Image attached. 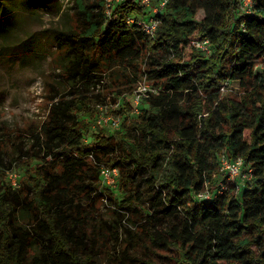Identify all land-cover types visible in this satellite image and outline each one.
I'll list each match as a JSON object with an SVG mask.
<instances>
[{"label":"trees","instance_id":"trees-1","mask_svg":"<svg viewBox=\"0 0 264 264\" xmlns=\"http://www.w3.org/2000/svg\"><path fill=\"white\" fill-rule=\"evenodd\" d=\"M78 5L80 24L52 30L69 89L50 96L29 147L14 143L24 173L18 186L0 158V264H99L102 253L104 264H127L130 246L141 242L174 264H264V0L251 14L239 0H168L153 33L126 22L151 16L140 0L116 2L108 14L104 0ZM205 38L208 57L192 42ZM144 57L155 90H144L139 111L123 117L125 136L114 140L107 125L92 129L84 112L105 99L89 95L90 87L108 78L104 98L113 90L123 96L122 79L136 76ZM236 80L238 92L223 94L221 85ZM116 151L121 193L108 197L142 217L123 240L116 227L97 234L95 216L104 194L93 183ZM221 154L242 157L253 178L237 192L229 184L216 199L200 200L197 192H214L224 178ZM108 240L123 241L121 257Z\"/></svg>","mask_w":264,"mask_h":264},{"label":"rangeland","instance_id":"rangeland-1","mask_svg":"<svg viewBox=\"0 0 264 264\" xmlns=\"http://www.w3.org/2000/svg\"><path fill=\"white\" fill-rule=\"evenodd\" d=\"M80 1L91 9L99 0H0V141L2 137H5L7 145L6 149L0 147V158L9 183L11 182L10 173H16L18 178L24 174L22 170L15 167L16 160L14 158L18 155V149L14 143H19V146L24 149L29 147L31 143L29 131L45 119L50 107V96L55 95L57 98L58 95L64 94L69 89L67 82L60 75L61 71L57 65V58L61 54V50L57 46L52 30L70 29L81 23L78 5ZM119 1L122 0H104L106 14ZM158 1L150 0V5L146 6L150 11L148 15H152L153 8ZM135 15L142 16L136 13ZM198 17H202L201 12L198 13ZM208 45L210 52H202L207 57L212 53L209 42ZM138 65L140 71L136 76L131 74L129 82L122 79L121 86L128 89L123 96H118L113 90L104 98L109 90V87L106 86L109 82L108 78L104 83H97L95 87H90L89 95L99 93L105 102H93L94 113L90 115L91 111L86 110L85 116H89L91 123L97 116L119 119V125L113 126L109 123L107 125L109 133L106 132L107 134L111 133L116 141L120 136H125L126 131L120 125L124 120L123 117L127 116L128 119L130 115L136 114V101L139 105L144 90H155L145 74L147 66L145 57ZM238 86L237 80L226 82L221 85V91L225 95L237 93ZM128 140L132 144H136L132 141L131 136H128ZM113 155L116 156L112 161L100 164L99 180L93 183L97 185V194H104L98 195L96 201L95 216L99 220L96 228L97 234L102 235L110 227H116L123 240L129 238L126 228L132 231L137 230V225L142 217L128 210L120 209L115 201L108 197L109 192L116 196L121 193L117 189V181L113 185L108 184L100 176L102 167L118 169L115 164L119 158L118 151ZM31 165H34V161ZM136 177L138 180L143 178L139 173L136 174ZM94 194L95 191L91 193V196ZM148 206V202L145 201V211H148ZM107 242L110 244L109 250L117 257H121L123 241L115 245L109 240ZM141 243L138 246H130V254L126 259L127 264H157L158 261H161V264H174L173 259L158 258L153 249L143 242ZM104 249V246L101 247V250ZM162 254L173 255V252H162ZM101 255H104V258H99V264H104L106 255L103 253Z\"/></svg>","mask_w":264,"mask_h":264},{"label":"built area","instance_id":"built-area-1","mask_svg":"<svg viewBox=\"0 0 264 264\" xmlns=\"http://www.w3.org/2000/svg\"><path fill=\"white\" fill-rule=\"evenodd\" d=\"M142 4L145 6L150 5V0H140ZM168 0H159L157 5L153 8L152 15L149 16L147 19L142 16H137L135 14L130 15L126 18V22L128 24L136 23L138 24L145 32L153 33L154 29L158 25V17L157 15L161 13L164 6L166 5ZM255 0H239L240 11L244 14H251L253 13V4ZM152 11V10H151ZM199 50L205 53L210 52V48L208 45V39H201V40H193L192 41ZM154 91V90H152ZM138 101H136L135 112L139 111ZM120 120L115 118L97 116L93 120L91 124V128L94 129L95 125H108L109 123L113 126H118ZM86 142L88 138L84 139ZM219 167L221 173L223 174V179L220 180L216 187L214 188V192L210 190L208 186L199 192H197V197L200 200H212L216 199L219 195L223 194L228 185L235 186V192H237L239 186L243 183L249 182L254 175L253 168L250 165H246L242 159V157H237L235 159H229L225 154H221L219 157ZM100 176L103 181L108 184H112L116 181L118 176V169L116 167H102L100 170ZM11 183L13 186L19 185V178L16 173L9 174Z\"/></svg>","mask_w":264,"mask_h":264}]
</instances>
